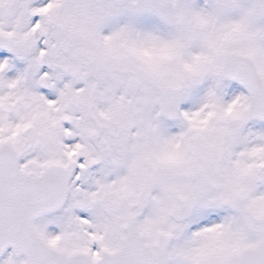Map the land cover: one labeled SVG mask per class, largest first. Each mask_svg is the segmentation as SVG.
Masks as SVG:
<instances>
[{"label":"snow or ice","instance_id":"snow-or-ice-1","mask_svg":"<svg viewBox=\"0 0 264 264\" xmlns=\"http://www.w3.org/2000/svg\"><path fill=\"white\" fill-rule=\"evenodd\" d=\"M0 264H264V0H0Z\"/></svg>","mask_w":264,"mask_h":264}]
</instances>
